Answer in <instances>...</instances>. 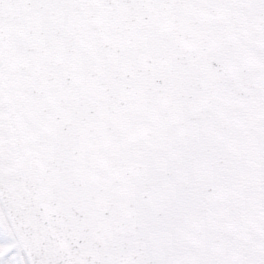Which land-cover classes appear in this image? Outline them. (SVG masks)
<instances>
[{
	"label": "snow or ice",
	"instance_id": "obj_1",
	"mask_svg": "<svg viewBox=\"0 0 264 264\" xmlns=\"http://www.w3.org/2000/svg\"><path fill=\"white\" fill-rule=\"evenodd\" d=\"M0 264H264V0H0Z\"/></svg>",
	"mask_w": 264,
	"mask_h": 264
}]
</instances>
